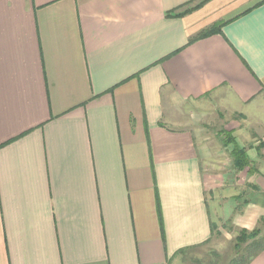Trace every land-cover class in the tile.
<instances>
[{
    "label": "crops",
    "instance_id": "obj_1",
    "mask_svg": "<svg viewBox=\"0 0 264 264\" xmlns=\"http://www.w3.org/2000/svg\"><path fill=\"white\" fill-rule=\"evenodd\" d=\"M217 112L253 143L230 215L252 231L264 0H0V264H175L209 243L206 195L229 178L204 133Z\"/></svg>",
    "mask_w": 264,
    "mask_h": 264
},
{
    "label": "rangeland",
    "instance_id": "obj_2",
    "mask_svg": "<svg viewBox=\"0 0 264 264\" xmlns=\"http://www.w3.org/2000/svg\"><path fill=\"white\" fill-rule=\"evenodd\" d=\"M219 117H216L214 115V119L211 122L208 120L209 128L205 130L204 133H206L207 137L209 139H212L217 144L223 143V137L220 134V132L223 129V124H220V120L225 118V115H221V113L217 112ZM221 116V117H220ZM228 118V116L226 117ZM225 118V119H226ZM252 134V133H251ZM253 136V135H251ZM232 137V135H231ZM239 139V138H238ZM239 143V142H238ZM243 144V140L239 143ZM252 145L253 143H246L244 144L246 148H248V145ZM264 146V142L259 143V145L256 147L257 150H262V147ZM243 147V146H240ZM231 149V146L227 147ZM245 148V147H243ZM245 148V149H246ZM221 154V165H218L220 168L221 173H228L229 178H223L222 181L218 182L220 184H224V187L221 186L220 190H216V192L208 193L206 195L210 198V204L209 207L212 209V213L214 212L215 207L220 212H222V217L217 212L214 215L213 220V231H212V239L209 243L202 246L198 249H193L188 251L187 253L180 255L178 260L175 262V264H229L231 259L234 257H239L242 255H245L243 250H245L251 241H247L246 243L241 244L238 246V248L234 249L235 245V239L238 236L239 232L243 229H237L234 228L231 225L230 215L232 212H234L236 209L238 210L242 206V202L246 200L247 194L244 193L247 188V180H246V173L247 171L238 172L235 170L232 162L233 159L230 156V153L228 149L223 150L222 147ZM250 151V155L252 158L255 157V151H251V149L248 148ZM258 155V154H257ZM259 156V155H258ZM251 167L254 169L257 167V163L251 162ZM247 170V169H246ZM225 175V174H224ZM232 177V178H231ZM230 185V187H227ZM232 195H238L239 200L234 201L232 203L231 196ZM234 207V209H233ZM217 216V217H216ZM256 228H259L261 230L260 236L257 237V239L264 238V225L259 224L256 226Z\"/></svg>",
    "mask_w": 264,
    "mask_h": 264
},
{
    "label": "trees",
    "instance_id": "obj_3",
    "mask_svg": "<svg viewBox=\"0 0 264 264\" xmlns=\"http://www.w3.org/2000/svg\"><path fill=\"white\" fill-rule=\"evenodd\" d=\"M207 0H202V5L206 2ZM180 14H175L173 15L168 14L167 17H178ZM219 32V26L212 27L211 29L207 30L204 34H202L199 38H205L207 36L213 35L215 33ZM220 134L223 137V143L222 147L227 148L231 146V151H230V156L233 159V166L236 171L238 172H243L246 170L247 172L253 173L254 169L251 167V161L249 160L247 156V149L240 147L237 145L235 142V139L231 137V133L226 132L222 130ZM263 148V147H262ZM259 224L264 225V217L260 219ZM214 226H212V231H213ZM261 230L259 228H255L252 231H247V230H241L238 234V236L235 239V245L234 249L238 248L243 243H246L248 240L251 241L249 246L243 250L245 255L239 256V257H234L231 259L229 264H249V262L260 252L264 249V238L262 239H257L258 236H260Z\"/></svg>",
    "mask_w": 264,
    "mask_h": 264
}]
</instances>
